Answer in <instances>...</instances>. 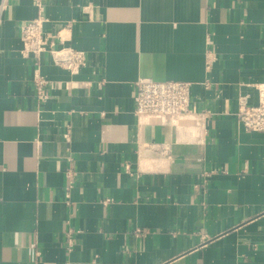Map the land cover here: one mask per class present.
Wrapping results in <instances>:
<instances>
[{
    "label": "crops",
    "instance_id": "1",
    "mask_svg": "<svg viewBox=\"0 0 264 264\" xmlns=\"http://www.w3.org/2000/svg\"><path fill=\"white\" fill-rule=\"evenodd\" d=\"M43 9L88 59L24 57L38 7L0 0V264H264V131L237 118L264 83V0ZM140 78L190 82L195 114L140 122Z\"/></svg>",
    "mask_w": 264,
    "mask_h": 264
},
{
    "label": "built area",
    "instance_id": "2",
    "mask_svg": "<svg viewBox=\"0 0 264 264\" xmlns=\"http://www.w3.org/2000/svg\"><path fill=\"white\" fill-rule=\"evenodd\" d=\"M44 1L34 0L38 7V15L26 21L20 28L21 53L24 57H32L39 65L42 54L48 52L56 65L77 73L86 65L88 59L86 53L62 43L64 40L60 33L52 34L45 30L48 19L43 13ZM47 86L44 76L37 75L36 94L41 101L48 96ZM191 87V83L187 81L140 78L136 82L134 96L138 120L143 122L146 119L158 118L176 121L191 117L195 114L191 108ZM256 88L257 103H249L246 97H242L237 118L246 130L264 131V83L258 84Z\"/></svg>",
    "mask_w": 264,
    "mask_h": 264
}]
</instances>
